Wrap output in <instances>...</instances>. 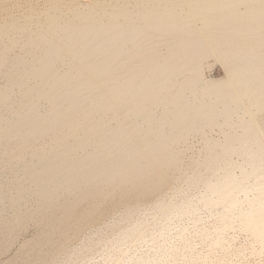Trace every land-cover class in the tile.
Wrapping results in <instances>:
<instances>
[{
	"label": "bare ground",
	"instance_id": "bare-ground-1",
	"mask_svg": "<svg viewBox=\"0 0 264 264\" xmlns=\"http://www.w3.org/2000/svg\"><path fill=\"white\" fill-rule=\"evenodd\" d=\"M6 1L0 264H55L118 211L193 214L179 197L197 187L220 228L237 222L264 248V0ZM209 58L223 77H203ZM193 135L204 151L187 167ZM140 227L118 241L152 232Z\"/></svg>",
	"mask_w": 264,
	"mask_h": 264
},
{
	"label": "rangeland",
	"instance_id": "rangeland-1",
	"mask_svg": "<svg viewBox=\"0 0 264 264\" xmlns=\"http://www.w3.org/2000/svg\"><path fill=\"white\" fill-rule=\"evenodd\" d=\"M14 1L7 0L4 4L13 12H18L20 9L13 7ZM19 1L22 5L29 1L35 9L41 7L39 0ZM217 63L212 58L203 63V77L206 80L224 76L223 67ZM207 136L215 140L223 138L217 128L207 132ZM187 143L188 148L181 146V149L183 163L188 167L193 159L203 153L204 145L201 135L190 136ZM231 160L237 161L238 157L234 155ZM184 191L179 199L186 197L193 200V214L174 216L162 225L163 221L153 204L127 219H121L122 212L118 211L116 214L120 215H116L114 221L101 224L97 229L83 234L55 264H128L144 254L153 255L154 264H264V248L256 239L237 227V222L220 228L217 217L196 203L204 192L202 187ZM139 225V230L147 226L152 232L134 241H118L124 231L138 228ZM202 228L205 234L199 233ZM32 233L33 228H28L20 240L30 237ZM101 235L109 242H116L118 248L112 254L105 250L104 243L97 244ZM214 240L218 242L214 244Z\"/></svg>",
	"mask_w": 264,
	"mask_h": 264
}]
</instances>
